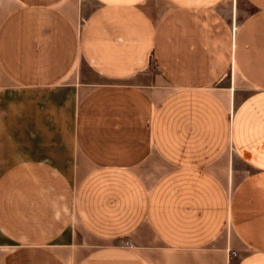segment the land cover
<instances>
[{"label":"crops","instance_id":"crops-1","mask_svg":"<svg viewBox=\"0 0 264 264\" xmlns=\"http://www.w3.org/2000/svg\"><path fill=\"white\" fill-rule=\"evenodd\" d=\"M0 264H264V0H0Z\"/></svg>","mask_w":264,"mask_h":264},{"label":"rangeland","instance_id":"rangeland-1","mask_svg":"<svg viewBox=\"0 0 264 264\" xmlns=\"http://www.w3.org/2000/svg\"><path fill=\"white\" fill-rule=\"evenodd\" d=\"M22 94H20V96H18V99H23V97L21 96Z\"/></svg>","mask_w":264,"mask_h":264}]
</instances>
